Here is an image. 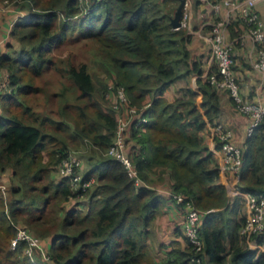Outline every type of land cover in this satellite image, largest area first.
<instances>
[{
  "label": "trees",
  "instance_id": "obj_1",
  "mask_svg": "<svg viewBox=\"0 0 264 264\" xmlns=\"http://www.w3.org/2000/svg\"><path fill=\"white\" fill-rule=\"evenodd\" d=\"M176 1L0 0L23 12L9 31L19 49L0 52V70L8 73L6 91L0 97V178L10 170V191L15 195L8 202L0 195V264H197L196 256L202 264H264V250L252 248L240 232L246 220L241 197L228 196L219 181V166L201 135L208 124L217 125L224 90L209 82L208 73L201 76V61L191 58L188 48L191 35L186 29L173 28L175 6L170 4ZM77 15H81L78 33L98 44L105 58L102 66L113 75L114 88H123L129 105L141 111L126 138L134 142L128 156L136 176L121 161L101 156L83 175V181L96 178L86 212L81 208L64 211L63 203L89 190H72L70 177L55 181L51 174L70 155L61 131L72 133L73 138H88L99 150L111 145L117 118L110 106L103 108L107 84L84 64L64 66L62 71L79 90L75 98L85 101L84 106L75 105L79 112L70 119L73 127L66 121L69 102L58 108L61 117L54 119L50 108L39 111L25 100L27 93L41 91L25 80L26 74L38 75L50 63L46 54L52 43L64 40L74 28L71 18ZM243 27L240 18H231L230 37L236 38ZM193 73L198 75L199 106L197 93L189 85L167 100L165 91ZM147 97L148 106L142 108ZM87 107H92L90 114ZM43 150L48 157L45 162ZM242 157L240 190L264 194V114L246 137ZM136 179L142 183L135 184ZM165 179L169 199L180 210L181 226L175 228L177 238L159 244L163 255L147 260L151 225L163 206L162 195L152 185ZM174 194L184 200L177 202ZM186 200L201 212L203 250L199 253L182 232ZM18 221L32 235L34 231L43 240L49 238L45 251L40 245L29 254L25 240L10 246ZM251 239L264 246V234Z\"/></svg>",
  "mask_w": 264,
  "mask_h": 264
},
{
  "label": "rangeland",
  "instance_id": "obj_2",
  "mask_svg": "<svg viewBox=\"0 0 264 264\" xmlns=\"http://www.w3.org/2000/svg\"><path fill=\"white\" fill-rule=\"evenodd\" d=\"M81 2H85V4L89 3L91 0H80ZM181 0H177L174 3H171L170 5L175 6V10L173 13V16L175 14V11L177 9V6L179 5ZM188 1V5L186 6V9L188 11V15L186 17V25L181 26L180 28L186 29L187 33L191 35V39L188 43V47L190 48V54L193 53L195 55L191 58H196L201 61V66L203 69L206 67V65L209 63L208 60L211 58V42L210 38L213 34V27L209 23H214L215 18H212L210 20L206 21L205 29L203 28L202 31H204L206 34L209 35V45L206 43L200 41L196 35L192 33L191 24L194 22L193 15H194V8L196 5H199L195 2V0H185ZM215 1L213 2V7L215 4ZM184 11V10H183ZM20 15V12L12 5V4H4L0 3V52H10L11 50H18L20 47V44L16 39L10 36L9 31L10 28H12V23L18 18ZM81 16V15H80ZM79 15L74 16L72 19V24L74 25V28H72L71 31H68L64 40L60 42L59 44H53L51 45V51L50 53H47L46 56L51 60L50 63H47L43 66V69L38 75H29L26 74L25 80L30 81L31 84L35 87H39L41 91L37 94L35 92L27 93L25 95V100L28 104H30L34 109L39 111H44L45 108H50L49 110L52 111V117L54 119H58L61 117L59 115L58 108L63 105L64 102H69V107L67 109L66 115L69 118L67 123L73 127V124L70 122V119H73L74 116L79 112L77 107L75 105L84 106L85 101L82 100L81 97L75 98V96L78 95L79 90L75 88L74 83L70 78H68L62 69L68 62L74 63V65H80L84 64L86 66L87 71L96 77H100L104 80V82L108 86V93L106 94L107 103L103 106V108L106 109L107 106H110L112 109L116 111V118L117 122L120 120H127L126 117L130 118V114L127 108L120 107L119 100L117 99L115 82L113 80V75L111 73H108L107 71H104V68L102 66L103 61L105 60L103 53L101 52L98 44L95 42L94 39L86 37L85 35L82 36V34L78 33V20ZM193 20V21H192ZM194 32V31H193ZM242 32V31H241ZM229 39V38H228ZM234 38L229 39L231 41L232 45V51L233 54L236 50L243 48V44H240L238 42L233 41ZM198 44V48H195V45ZM196 50H194V49ZM201 52V53H200ZM207 56V58H206ZM212 64V62H211ZM3 72V76H0V97L1 95L6 91V78H7V71L5 69H1ZM27 71H25L26 73ZM30 73V72H29ZM30 76V77H29ZM191 75L189 77L181 79L176 81L167 92H165V96L167 100H172L174 95H180L181 91L179 86H188L191 82L190 80ZM192 84L194 86V89H197V85L195 81H192ZM190 86V85H189ZM239 86V84H238ZM192 88V87H191ZM64 89L63 93L64 95H61V90ZM176 95V96H177ZM175 96V97H176ZM195 101L197 105L199 106L201 100L200 97H195ZM149 98L145 100V102L142 105V108H145L148 106ZM92 107H87L86 111L90 110ZM137 109V107L135 106ZM1 110V108H0ZM240 112V111H239ZM66 119V117L64 118ZM53 127V126H52ZM74 131V129H72ZM69 144V152L70 157L75 160V164H78L77 170L81 174L83 180V175L86 174L87 171L91 170L93 164L96 162V160L100 159L101 156L105 157H113L107 152V148H104L102 150H99L93 144L90 142L88 138H81L79 139L73 138L67 131H61ZM129 128L125 133V138L128 137ZM215 135V134H214ZM216 136V135H215ZM114 138V137H113ZM70 141V143H69ZM235 142V141H234ZM113 143V140H112ZM238 145H241L243 148V143L235 142ZM133 141L127 142L125 139L124 142V153L126 152L128 154L129 148L131 145H133ZM46 150H43L41 152L42 155V161L45 162L47 160V154ZM76 170V169H75ZM54 177V180L57 181L60 178H63L67 175L64 174V172L60 169L59 166L55 171L51 174ZM10 177V170H6L4 172V175L2 178H0V195L3 196V198L8 202L10 197H14L15 195H11L10 186H11V180ZM86 182V181H85ZM83 183V182H82ZM142 182H140L141 184ZM19 184L18 182L14 181V185ZM87 185L80 184L79 181L70 180V186L72 190H84L88 191L87 194H79L70 197L66 202L63 203V210L66 211L67 209L71 208H81L82 212H86L89 195L93 193L96 185V178L93 175L90 177L88 182H86ZM232 198V196H231ZM6 204V203H5ZM54 207V205H53ZM52 210L51 206H48V211ZM61 214V212L59 213ZM162 216H158L152 223L151 227L153 229V235L156 238H153L150 241L149 245V255L145 256V259H159L161 255H163V247L162 249L159 246V242L161 244L164 240L165 243H168L170 241V236L165 239V236L167 234H162L164 229H167L168 226H171V224L167 225L166 228H163V224L160 223V219ZM180 219V218H179ZM180 221V220H179ZM12 222V221H11ZM13 224V222H12ZM16 233L11 238V244L10 246H13V240L14 237L17 234L18 228L26 227V225L23 224L22 221L14 222ZM173 226V225H172ZM27 228V227H26ZM160 229V230H159ZM32 232V231H31ZM34 236H36L39 241L41 240L42 243H39L41 245L42 251H45L46 243L49 242V238L42 239L38 235L35 234V232H32ZM1 234V233H0ZM162 234V236H161ZM44 244V245H43ZM161 249V250H160ZM11 264V263H8ZM55 264V263H50ZM202 264V263H201Z\"/></svg>",
  "mask_w": 264,
  "mask_h": 264
},
{
  "label": "built area",
  "instance_id": "obj_3",
  "mask_svg": "<svg viewBox=\"0 0 264 264\" xmlns=\"http://www.w3.org/2000/svg\"><path fill=\"white\" fill-rule=\"evenodd\" d=\"M259 1L264 0H216L214 4L215 10H219L222 6L226 9L223 15L215 18L214 23H209L213 27V34L210 38L212 64L207 74L208 80L217 90H227L234 100L238 111L250 118L251 122L247 129L246 136L251 134L253 127L256 126L262 118L264 114V103L251 101L242 97L240 94L238 82L233 74L235 58L231 41L227 38V27L229 21L233 17H238L243 21V30L233 41L243 45L249 41L252 44L255 55L254 58L250 59V65L262 78H264V21L256 8V4ZM186 6V1H184L180 26L175 29L187 24L186 17L188 11ZM116 94L120 107L122 106L128 109L130 118L126 117L127 120L125 119L117 122L113 143L108 146L107 152L112 155L113 158L121 161L128 169L130 175L135 177L136 171L132 165L131 159L126 152L124 153V142L126 139V131L135 120L141 117V111L138 113L134 106L129 105L123 88H117ZM216 131L218 143L220 144L219 150L222 161L220 169L232 172L238 181L243 165V148L231 139V130L229 128H225V126L219 124L216 126ZM75 163V160L69 155L66 160H63L62 163L58 165L59 170L61 169L65 175L72 180L79 181V183L83 184L85 187L88 181L85 182L82 180L81 174L77 170L78 164ZM139 183L140 180L136 179L135 184ZM241 193L244 194L247 200L248 214L246 215L245 223L240 232L247 238L248 242H256V240L251 239V237L256 234H264V194L260 193L255 195L242 191ZM173 197L177 202H182V200H184V197L180 194H174ZM200 217V210L193 205V203L186 200L182 220V232L191 244L193 251L197 253L203 250V241L199 235ZM21 240L28 242L26 251L29 252V254L34 247H40L39 239L24 227L18 228L17 234L13 240V246ZM193 261L197 264H201V257L196 256L193 258Z\"/></svg>",
  "mask_w": 264,
  "mask_h": 264
},
{
  "label": "crops",
  "instance_id": "obj_4",
  "mask_svg": "<svg viewBox=\"0 0 264 264\" xmlns=\"http://www.w3.org/2000/svg\"><path fill=\"white\" fill-rule=\"evenodd\" d=\"M195 2L198 3L199 5H196L194 8L195 11L193 15L194 22L191 24L192 33L198 34L196 35V37L200 41L209 45V40H208L209 35L206 34L204 31H202L203 28L205 29L204 26H206V21L212 18H217L220 15H223L226 8L222 6L219 10H215L213 7L214 0H195ZM186 5H188V1L186 2ZM256 8L259 11L264 21V1L257 2ZM22 13L23 12H20V15ZM227 38L231 39L228 30H227ZM199 46L198 44H196L195 48L197 49ZM191 54L192 56L195 55L193 53ZM254 55L255 53L253 52L252 44L249 41H247L243 45L241 51L240 49L236 50L234 52L235 66L233 69V74L239 84V91L242 97L247 98L251 101L264 103V78H262L260 74L256 72L250 65V59L254 58ZM208 62L209 63L206 65V67L204 68V72L201 75L202 77L206 76V74L208 73L211 67L212 61L209 59ZM3 75H4L3 72L0 70V76ZM197 77L198 75L196 73L191 74L190 77L191 82L189 83V85L190 87L193 88V90L196 91L197 93L196 97L199 96L201 100V93L198 90V85L196 82ZM192 81H195L197 85V89H194ZM179 88L181 89L182 86H179ZM168 89L165 92H167ZM176 95L172 97L174 98ZM220 106H221V115L217 125L222 124L223 126H225V128H229L231 130V139L233 141L238 143H244L247 137L246 136L247 129L250 126V122H251L250 118L247 115L238 111V109L234 106L232 100L230 99L228 92H226L225 90L220 92ZM216 126H212L208 124L207 127H205L203 131H201V135L204 137V141L207 144L208 148L212 151L213 157L215 158V161L217 162L220 169L222 166V161H221V153L219 148L217 147V141L215 139V135L217 133ZM219 181L226 186L227 194L229 197L231 196L233 197L235 195L241 197L243 204V213L246 216L248 214L247 200L244 194L241 193V190L238 185V181L236 180L233 173L228 170L220 169ZM167 184H168V180L165 179L162 183L154 184L152 185V187L156 188V190L162 195L163 206L161 208V213L159 214V216L162 217L159 221L160 223L163 224L164 226L163 228H166L167 225L171 224V226H168L167 229H164V231L162 232V234L164 233L167 234L165 236V239L170 236V240H171L173 238H177L175 237L176 236L175 228L176 226L179 227L181 226L180 224L181 218H180V210L169 199L170 192ZM153 238H156V236L154 237L153 235ZM162 242L165 243L164 240ZM249 242L248 243L252 248H260L264 250V246L257 244V242H253V241H249ZM158 244H161V242H159Z\"/></svg>",
  "mask_w": 264,
  "mask_h": 264
},
{
  "label": "water",
  "instance_id": "obj_5",
  "mask_svg": "<svg viewBox=\"0 0 264 264\" xmlns=\"http://www.w3.org/2000/svg\"><path fill=\"white\" fill-rule=\"evenodd\" d=\"M183 5H184V1L181 0L179 5L177 6V9L175 11L174 16L171 19V24H172L173 28L180 26V19H181V15H182Z\"/></svg>",
  "mask_w": 264,
  "mask_h": 264
}]
</instances>
